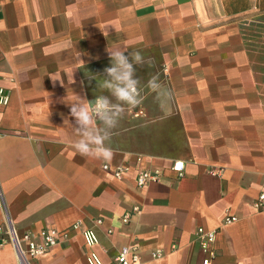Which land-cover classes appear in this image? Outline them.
<instances>
[{
    "label": "crops",
    "instance_id": "crops-1",
    "mask_svg": "<svg viewBox=\"0 0 264 264\" xmlns=\"http://www.w3.org/2000/svg\"><path fill=\"white\" fill-rule=\"evenodd\" d=\"M108 48L145 63L142 103L124 105L104 160L73 147L69 101L116 102L97 87ZM0 86V225L67 232L35 264H90L92 251L117 264L126 246L138 264H203L200 227L218 231L213 264H264V0H0ZM139 156L163 171L144 188ZM105 164L131 170L118 179ZM0 264H19L12 244Z\"/></svg>",
    "mask_w": 264,
    "mask_h": 264
},
{
    "label": "clouds",
    "instance_id": "clouds-1",
    "mask_svg": "<svg viewBox=\"0 0 264 264\" xmlns=\"http://www.w3.org/2000/svg\"><path fill=\"white\" fill-rule=\"evenodd\" d=\"M107 51L111 66L104 69V79L97 83V87L110 93L116 102L106 95L96 96L94 103H89V100L79 96L78 99L69 101L70 114L75 119V124L69 125L79 137L73 147L82 156L104 160L113 156L112 149L105 141L110 140L111 130L117 126L125 113L124 105L134 108L142 103L140 81L135 76V65L145 63L139 51L129 52L127 55L125 51L109 48ZM147 63L151 64V60ZM89 78L97 79V76L91 74ZM147 86L159 93L161 85L158 83V77L152 76ZM96 121H99V124Z\"/></svg>",
    "mask_w": 264,
    "mask_h": 264
},
{
    "label": "built area",
    "instance_id": "built-area-1",
    "mask_svg": "<svg viewBox=\"0 0 264 264\" xmlns=\"http://www.w3.org/2000/svg\"><path fill=\"white\" fill-rule=\"evenodd\" d=\"M10 101V95L7 88L0 86V104L7 105ZM0 135L2 132L0 131ZM144 158L139 156L137 163L140 165L137 186L144 188L151 182L159 181L163 176V171L160 168H152L143 166ZM104 169L112 172V174L122 179L124 175L131 170L130 165H121L113 167L110 164H105ZM173 169L179 172V176H183L185 170V163L177 161L173 164ZM254 205L258 211H264V192H262L254 201ZM136 208L135 210H137ZM131 214H127L126 221L130 219ZM239 220L237 215L229 213L226 217V223H234ZM102 223L101 220H98ZM80 224H75L74 227L78 228ZM217 230H207L200 227L195 234V241L200 245L204 253L203 264H213L216 257L214 248ZM86 244L92 248L98 244V235L93 229H86L84 231ZM67 238V232H60L56 229H43L38 233L24 232L20 233L12 223L5 222L0 225V250L8 244H12L16 250L19 264H35V260L40 256L49 253L53 248L61 244ZM160 255L161 252H157ZM90 264H102L96 252H91L88 256ZM140 256L138 255V248L136 246H126L119 252L116 263L117 264H138Z\"/></svg>",
    "mask_w": 264,
    "mask_h": 264
}]
</instances>
